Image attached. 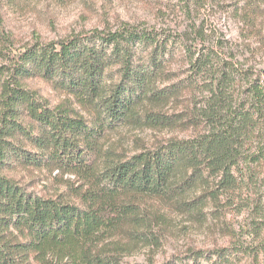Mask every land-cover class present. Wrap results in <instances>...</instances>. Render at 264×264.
Returning <instances> with one entry per match:
<instances>
[{
  "label": "trees",
  "instance_id": "obj_1",
  "mask_svg": "<svg viewBox=\"0 0 264 264\" xmlns=\"http://www.w3.org/2000/svg\"><path fill=\"white\" fill-rule=\"evenodd\" d=\"M242 1L236 14L247 37L264 43L256 30L264 0ZM175 37L125 27L28 45L16 55L0 46V264H122L129 245L120 239L161 243L166 216L140 199L194 215L210 202L234 204L244 171L253 180L264 169L263 80L215 48ZM185 64L196 79L176 75ZM39 82L64 99L54 107L36 99L26 86ZM183 100L180 111H165ZM121 126L188 135L121 156L103 144ZM18 170L77 181L67 184L71 194L39 195L14 177ZM162 264L238 262L222 248Z\"/></svg>",
  "mask_w": 264,
  "mask_h": 264
},
{
  "label": "rangeland",
  "instance_id": "obj_2",
  "mask_svg": "<svg viewBox=\"0 0 264 264\" xmlns=\"http://www.w3.org/2000/svg\"><path fill=\"white\" fill-rule=\"evenodd\" d=\"M243 6L242 0H0V46L16 55L28 45L62 42L93 31L125 27L156 30L176 36L188 46L215 48L224 60L244 71L251 70L254 78L264 82V43L247 37L250 28L236 14ZM256 30L264 33V23H258ZM176 75L180 80L197 78L191 65L186 64ZM26 89L50 107L64 99L44 83L27 84ZM185 102L169 104L165 111H180ZM186 135L176 129L121 126L109 132L103 144L105 150L131 156ZM257 170L253 180L244 171L242 189L234 196V204L218 207L210 202L194 215L179 211L170 202L140 199L142 208L166 216V223L153 222L162 228L161 243L136 247L132 239H120L129 245L122 264H162L191 250L214 252L222 248L236 254L238 264H264V169ZM14 177L39 195L71 194L67 184L77 181L73 175L46 170H18Z\"/></svg>",
  "mask_w": 264,
  "mask_h": 264
}]
</instances>
